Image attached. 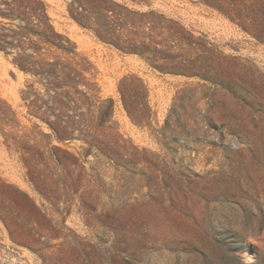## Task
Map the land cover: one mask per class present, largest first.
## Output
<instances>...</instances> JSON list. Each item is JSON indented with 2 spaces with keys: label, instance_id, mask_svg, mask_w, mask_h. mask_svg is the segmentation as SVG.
<instances>
[{
  "label": "rangeland",
  "instance_id": "1",
  "mask_svg": "<svg viewBox=\"0 0 264 264\" xmlns=\"http://www.w3.org/2000/svg\"><path fill=\"white\" fill-rule=\"evenodd\" d=\"M43 1L56 31L93 66L99 96L113 102L119 134L156 155L159 170L169 177L157 186L141 175L120 180L111 168L103 169L107 192L117 193L103 196V207L133 205L124 216L135 225L120 228L104 227V218L86 222L77 206L57 214L29 183L18 156L2 144L0 179L27 194L55 221L64 219L66 233L86 243L87 264H264V104L245 108L211 85L162 74L76 25L64 0ZM145 1L138 7L163 13L205 37L264 84V46L229 21L191 0ZM128 75L146 86L152 112L148 126L135 125L122 109L117 86ZM24 82V73L0 52V100L15 112L23 131L24 124L30 125L21 99ZM209 112H216V129L206 124ZM79 146L73 142L63 147L78 153ZM0 264L42 262L14 244L0 222Z\"/></svg>",
  "mask_w": 264,
  "mask_h": 264
},
{
  "label": "trees",
  "instance_id": "2",
  "mask_svg": "<svg viewBox=\"0 0 264 264\" xmlns=\"http://www.w3.org/2000/svg\"><path fill=\"white\" fill-rule=\"evenodd\" d=\"M191 1L216 12L264 46V0ZM64 2L68 17L101 43L138 57L162 74L211 85L245 108L264 104V84L236 59L163 13L138 7L145 0ZM0 52L24 73L21 99L30 123L24 124L23 131L15 112L0 100V144L18 156L37 194L57 214H68L77 206L86 222L104 218L102 225L107 228L134 226L133 219L124 216L133 205L103 207V196L117 194L113 189L107 192L103 169L111 168L120 180L141 175L157 186L165 185L169 176L159 170L156 155L139 150L119 134L113 102L99 96L93 66L68 37L56 31L43 0H0ZM117 92L130 121L148 126L152 112L143 81L125 76ZM209 115L206 124L216 129V112ZM73 142L80 143L78 153L63 147ZM0 222L9 239L35 254L42 264L90 262L86 243L66 233L64 219L55 221L27 194L1 179Z\"/></svg>",
  "mask_w": 264,
  "mask_h": 264
}]
</instances>
